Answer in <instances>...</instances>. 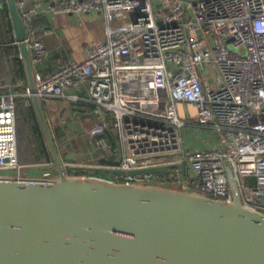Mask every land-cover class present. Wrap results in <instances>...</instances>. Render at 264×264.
Wrapping results in <instances>:
<instances>
[{"label": "built area", "instance_id": "2783aa9c", "mask_svg": "<svg viewBox=\"0 0 264 264\" xmlns=\"http://www.w3.org/2000/svg\"><path fill=\"white\" fill-rule=\"evenodd\" d=\"M16 4L33 65L48 56L45 37L36 32L37 14L102 11L109 22L116 21L108 25L105 42L89 47L86 59L60 61L47 77L34 73L41 99L65 96L70 87L87 88L88 99L104 114L87 133L115 131L120 146L115 168L172 165V182L181 188L232 201L230 169L243 204L264 213V0H16ZM52 31L45 29L46 34ZM240 46L247 54L235 51ZM138 72L149 80L147 89L139 98H124L123 80ZM21 96L32 104L29 89L18 92L9 83L0 84V174L32 177L26 171L35 164L22 163L18 156L16 108ZM150 100L160 107L159 113L142 109ZM181 102L196 107L198 124L219 131L217 147H185ZM115 179L154 183L152 174Z\"/></svg>", "mask_w": 264, "mask_h": 264}, {"label": "water", "instance_id": "95a60500", "mask_svg": "<svg viewBox=\"0 0 264 264\" xmlns=\"http://www.w3.org/2000/svg\"><path fill=\"white\" fill-rule=\"evenodd\" d=\"M7 1L58 175L0 174V264H264V213L243 204L230 169L232 201L161 184L172 165L69 173L37 93L24 20ZM141 174L154 183L115 179Z\"/></svg>", "mask_w": 264, "mask_h": 264}, {"label": "crops", "instance_id": "0c3cea01", "mask_svg": "<svg viewBox=\"0 0 264 264\" xmlns=\"http://www.w3.org/2000/svg\"><path fill=\"white\" fill-rule=\"evenodd\" d=\"M32 5L33 1H30L28 7H32ZM0 15H3L8 26L6 31L0 29V45L13 46L15 48L14 51H17L20 57L19 43L7 0H0ZM34 23L37 34L45 37L48 56L42 63L33 65V70L34 73L40 71L47 77L57 68L60 61L67 62L70 59L82 61L86 59L89 47L94 43L105 42L107 40L108 25H114L116 21L113 19L109 22L104 12L96 11L39 13L35 16ZM48 27L52 28L53 31L46 34L45 29ZM23 63L25 72L21 73L18 71L19 64L13 58L8 57L3 75H1L4 81L0 82V84L9 83L13 85V88L16 86L18 90H14L18 92L30 90L24 60ZM122 69L126 68L123 67ZM148 82L149 80L142 72L128 75L123 80L121 94L124 98H139L147 89ZM21 97H23L24 101L26 100L25 96ZM88 97L89 93L86 87H70L66 90L65 96L49 97L41 99V102L49 119L60 155L66 162V168L69 173L72 175L95 174L109 177L103 173L102 169L115 168L114 166L118 164L117 151L119 153L120 146L116 139L115 131H112V137L107 131L94 136L87 133L88 128L104 117V114L97 111L100 106L89 100ZM31 101L32 104L30 105L34 106L33 99ZM143 108L147 114L160 112V107L153 100L146 102ZM178 113L186 121V124L181 129L185 147L200 150L214 148L219 145V131L197 123L196 107L193 104L179 103ZM113 139L115 140L114 144ZM45 140L50 150L46 136ZM52 161L55 160L51 153L49 160L33 162L35 166L30 167L26 172L33 177H45L46 175L55 177L58 175V167L56 162L55 164H50ZM170 175L166 173L158 176L161 181H164ZM161 184L165 183L161 182Z\"/></svg>", "mask_w": 264, "mask_h": 264}, {"label": "trees", "instance_id": "16d2710c", "mask_svg": "<svg viewBox=\"0 0 264 264\" xmlns=\"http://www.w3.org/2000/svg\"><path fill=\"white\" fill-rule=\"evenodd\" d=\"M6 20L0 15V29L7 30ZM13 46L0 45V71L6 67V59L13 58L18 64V71L25 72L22 58L19 57ZM1 76V75H0ZM4 81L0 77V82ZM14 89L18 90L15 86ZM16 124L18 134V156L22 163H33L47 161L51 157L50 150L38 120L33 105H26L23 97L17 98Z\"/></svg>", "mask_w": 264, "mask_h": 264}, {"label": "rangeland", "instance_id": "374dc122", "mask_svg": "<svg viewBox=\"0 0 264 264\" xmlns=\"http://www.w3.org/2000/svg\"><path fill=\"white\" fill-rule=\"evenodd\" d=\"M159 6V5H158ZM235 51L236 52H239L241 54H247V48L245 46H240L238 48H235ZM0 75H3V71H0ZM1 77V76H0ZM4 172H8V171H4ZM170 181V182H168ZM162 183H167V184H170L171 186H174V187H182L180 184L176 183V182H172V179L170 180H166V181H161Z\"/></svg>", "mask_w": 264, "mask_h": 264}]
</instances>
